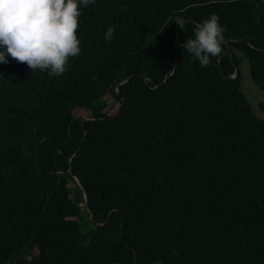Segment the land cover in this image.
Segmentation results:
<instances>
[{
	"label": "trees",
	"instance_id": "trees-1",
	"mask_svg": "<svg viewBox=\"0 0 264 264\" xmlns=\"http://www.w3.org/2000/svg\"><path fill=\"white\" fill-rule=\"evenodd\" d=\"M212 13L201 68L181 44ZM76 34L59 76L0 64V264H264V117L239 69L264 92L263 3L95 0Z\"/></svg>",
	"mask_w": 264,
	"mask_h": 264
},
{
	"label": "clouds",
	"instance_id": "clouds-1",
	"mask_svg": "<svg viewBox=\"0 0 264 264\" xmlns=\"http://www.w3.org/2000/svg\"><path fill=\"white\" fill-rule=\"evenodd\" d=\"M95 0H0V64L10 56L35 71L47 70L49 76L66 71L69 57L79 55L78 20L82 9ZM225 29L220 17L212 13L194 29V38L186 39V49L206 68L218 56ZM115 33L108 25L103 34L111 42Z\"/></svg>",
	"mask_w": 264,
	"mask_h": 264
},
{
	"label": "rangeland",
	"instance_id": "rangeland-1",
	"mask_svg": "<svg viewBox=\"0 0 264 264\" xmlns=\"http://www.w3.org/2000/svg\"><path fill=\"white\" fill-rule=\"evenodd\" d=\"M236 53L240 55V52L236 51ZM239 69L243 75L242 91L250 101L254 113L259 117H264V92L260 90L251 79L249 75L248 63L245 58H242ZM74 110L75 115L87 114V111L82 108H75ZM83 216L84 219L81 227L82 230L85 231L92 226V223H90L89 218L85 214Z\"/></svg>",
	"mask_w": 264,
	"mask_h": 264
},
{
	"label": "water",
	"instance_id": "water-1",
	"mask_svg": "<svg viewBox=\"0 0 264 264\" xmlns=\"http://www.w3.org/2000/svg\"><path fill=\"white\" fill-rule=\"evenodd\" d=\"M177 24H178V21H177V23H176V26H177ZM76 181L79 183V185L81 186V188L83 189V191H84V188H83V184H82V182H80L77 178H76ZM85 193V192H84ZM84 198H85V202H86V205H87V209H89L88 208V199H87V197H86V195L84 194Z\"/></svg>",
	"mask_w": 264,
	"mask_h": 264
},
{
	"label": "built area",
	"instance_id": "built-area-1",
	"mask_svg": "<svg viewBox=\"0 0 264 264\" xmlns=\"http://www.w3.org/2000/svg\"><path fill=\"white\" fill-rule=\"evenodd\" d=\"M259 2H261V3H263V5H264V0H258Z\"/></svg>",
	"mask_w": 264,
	"mask_h": 264
}]
</instances>
